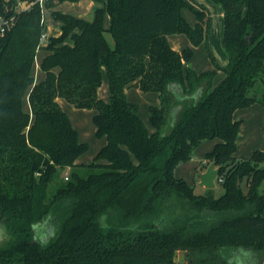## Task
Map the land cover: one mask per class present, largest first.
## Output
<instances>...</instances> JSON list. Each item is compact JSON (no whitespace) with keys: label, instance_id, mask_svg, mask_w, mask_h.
<instances>
[{"label":"trees","instance_id":"obj_1","mask_svg":"<svg viewBox=\"0 0 264 264\" xmlns=\"http://www.w3.org/2000/svg\"><path fill=\"white\" fill-rule=\"evenodd\" d=\"M22 1L19 10L18 0H0V264H264V150L236 155L234 117L264 107V0H213L228 62L210 52L215 69L206 71L187 66L210 25L195 0H94L92 19L55 9L62 32L45 43L43 9L66 0ZM174 34L191 45L175 49ZM218 70L225 76L214 84ZM104 73L109 100L99 95ZM128 88L159 94L150 125ZM59 99L97 111L106 143L92 162L78 161L89 144ZM214 138L205 157L224 178L217 196L176 175Z\"/></svg>","mask_w":264,"mask_h":264},{"label":"rangeland","instance_id":"obj_2","mask_svg":"<svg viewBox=\"0 0 264 264\" xmlns=\"http://www.w3.org/2000/svg\"><path fill=\"white\" fill-rule=\"evenodd\" d=\"M80 1V0H79ZM77 1V2H79ZM199 5H203L209 12L210 15V25L208 38L202 42L199 46L194 48V55L192 59L187 63V66H190L197 71H206L215 69V63L210 56V52L215 56L216 62L224 66L228 62V55L224 47V12L221 5L217 4L213 0H195ZM67 2V3H65ZM70 2V3H68ZM72 2L66 0L61 4L62 11L72 13L75 7L72 5ZM26 2L18 0V9L26 8ZM53 9L50 7H45L43 9L44 19L50 21L53 19L52 16ZM182 14L190 22L191 25L195 26L198 22L197 16L189 8H183ZM1 19H4L0 16ZM54 20V19H53ZM185 41L188 42L187 46L191 45V41L186 34H182ZM108 40L111 44H114L112 35L108 32L106 33ZM46 42V40H44ZM40 54V49L38 50L36 59L38 60V55ZM225 74L222 70L217 71L215 77V82L218 84L224 78ZM100 97L104 100H109V85L107 74L103 75V82L99 89ZM103 95L105 97H103ZM62 107L70 115L74 126L77 128L80 134V139L89 144L88 150L83 153L80 157L81 162H92L99 152V150L106 143L105 137H98L96 134V125L94 122V117L97 113L95 109H80L76 108L73 105L65 102L63 99H59ZM140 108L141 115L146 119L147 124L150 125V111L147 101L140 99ZM29 107V104L24 102V107ZM148 115V116H147ZM234 117L242 121L239 128L238 136V149L236 155L238 156H248L254 149H263L264 148V108L260 104H253L249 107L238 109L235 112ZM220 141L219 138H214L203 142L198 146L192 157L180 164V171L182 175L192 186L195 187L197 193H205L207 188L199 185L200 173L206 171L210 165V161L205 157L209 151H211L217 142ZM69 171H66L68 175ZM242 187L247 190V178H244L241 181ZM215 195H220L224 192V188L220 183H217V186L213 188ZM179 260H183L182 256L178 257Z\"/></svg>","mask_w":264,"mask_h":264},{"label":"crops","instance_id":"obj_3","mask_svg":"<svg viewBox=\"0 0 264 264\" xmlns=\"http://www.w3.org/2000/svg\"><path fill=\"white\" fill-rule=\"evenodd\" d=\"M61 3H58L52 9L53 10H55V9L60 10L61 9L60 6L62 5ZM65 3H67V2H65ZM68 3H70V2H68ZM72 5L75 7V9L73 10V12L71 14H74V15L80 16V17H84L87 19H92L94 16V11H95L96 7H98L100 4L94 0H80L79 2H77V1L72 2ZM63 12H65V11H63ZM66 13H69V12H66ZM53 19L50 21H47L44 19V16H43L44 23L46 24V32L45 33L47 34L48 38L51 36H57L62 32V28H61L62 22L59 20H55V19L53 20ZM110 23H111V17H110V15H107L106 19H105L106 27H109ZM169 40H170L172 46L178 50H181L182 48H184L188 45V42L185 41L182 34L170 35ZM46 53H47V51L45 49H40V54L38 55V60L36 59L35 75H36L37 80L43 79L45 77V73L40 68V63H41V60L43 59V57L46 55ZM104 74H106V73H104ZM214 84H216V82H214ZM126 93H127L128 98L131 101L136 102V103H140V99H144L147 101V104L150 106L152 104H160V97H159V94L156 92H142L141 90H139L137 88H128L126 90ZM99 95H100V93H99ZM103 97H105V96L103 95ZM65 102H67V101H65ZM256 104H258V103H256ZM139 106H140V104H139ZM260 106L263 107L262 105H260ZM139 112L141 115V108H140ZM141 117H142V115H141ZM149 119H150V115H149ZM143 120L147 123L145 118H143ZM256 149H254V151ZM263 150H264V148H263ZM250 155H248V156H250ZM239 157H244V156H239ZM78 161L81 162L80 158L78 159ZM179 168H180V165L176 168V175L179 177H183V176H181L182 172L180 171Z\"/></svg>","mask_w":264,"mask_h":264},{"label":"water","instance_id":"obj_4","mask_svg":"<svg viewBox=\"0 0 264 264\" xmlns=\"http://www.w3.org/2000/svg\"><path fill=\"white\" fill-rule=\"evenodd\" d=\"M220 173V168L216 166V162H211L206 171H202L199 175V185L213 189L217 186V177Z\"/></svg>","mask_w":264,"mask_h":264},{"label":"built area","instance_id":"obj_5","mask_svg":"<svg viewBox=\"0 0 264 264\" xmlns=\"http://www.w3.org/2000/svg\"><path fill=\"white\" fill-rule=\"evenodd\" d=\"M37 1H39L41 4H43L46 0H37ZM26 4V3H25ZM26 7H27V4H26ZM8 22V20L7 19H1L0 18V33H4L5 32V25H6V23ZM48 37H47V34L46 33H44L43 35H42V43H44V40H46ZM223 180H224V178L223 177H220L219 175H218V177H217V183H222L223 182Z\"/></svg>","mask_w":264,"mask_h":264}]
</instances>
